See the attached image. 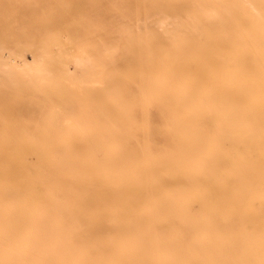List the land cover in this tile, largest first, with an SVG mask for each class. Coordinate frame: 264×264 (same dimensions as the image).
Masks as SVG:
<instances>
[{
	"label": "bare ground",
	"instance_id": "1",
	"mask_svg": "<svg viewBox=\"0 0 264 264\" xmlns=\"http://www.w3.org/2000/svg\"><path fill=\"white\" fill-rule=\"evenodd\" d=\"M156 1L140 0V7L182 13L185 19L174 22L180 30L229 31L230 66L221 78L227 98L219 104L225 129L208 139L202 126L210 110L207 91L194 90L195 79L186 76L180 91L198 100L187 107L180 132L167 126V137L180 134L187 147L164 158V172L157 173L162 159L148 149L144 178L135 174V162L127 166L130 173L88 174L54 157L34 165L12 154L0 157V255L52 257L46 264H264V0ZM206 48L199 36L193 70L212 85ZM191 117L197 128L187 122ZM221 140L228 146L221 159L229 165L217 171L218 158L197 146L207 141L213 148ZM91 165L82 159L81 167ZM166 177L182 185L165 189Z\"/></svg>",
	"mask_w": 264,
	"mask_h": 264
},
{
	"label": "rangeland",
	"instance_id": "2",
	"mask_svg": "<svg viewBox=\"0 0 264 264\" xmlns=\"http://www.w3.org/2000/svg\"><path fill=\"white\" fill-rule=\"evenodd\" d=\"M139 1L0 0V157L12 154L34 165L48 156L74 164L73 172L134 170L144 178L148 149L162 159L157 173L164 172V158L187 147L180 134L167 137V126L180 132L187 107L198 100L194 93L182 95L186 76L195 79L194 90L199 85L207 91L210 110L202 126L208 139L225 129L228 119L219 104L227 98L221 78L230 66L229 31L180 30L174 22L185 19L182 13L150 14ZM197 35L214 67L212 85L194 75ZM162 73L168 78H160ZM187 122L197 128L192 117ZM227 147L225 140L213 148L207 141L197 146L218 158L217 171L228 168L221 159ZM85 158L93 165L81 167ZM132 162L133 170L127 167ZM179 185L166 177L161 187ZM94 186H101L99 176ZM42 261L52 257L0 255V264H46Z\"/></svg>",
	"mask_w": 264,
	"mask_h": 264
}]
</instances>
